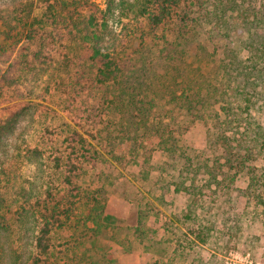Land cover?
<instances>
[{"label": "rangeland", "instance_id": "rangeland-1", "mask_svg": "<svg viewBox=\"0 0 264 264\" xmlns=\"http://www.w3.org/2000/svg\"><path fill=\"white\" fill-rule=\"evenodd\" d=\"M25 1H34L33 16L41 18L46 0H0V11ZM132 1L50 0L55 14L85 22L92 6L99 22L107 20L102 51L120 65L118 81L103 86L87 77L73 100L69 84L89 46L80 24L76 36L68 31L64 43L55 42L57 53L0 94V264L18 263L20 206L47 199L58 186L51 159L26 156L25 147L47 148L53 140L61 146L74 131L97 154L78 182L82 223L53 233L55 264H264V189L251 183L264 178V0H205L185 38L175 22L151 30L146 17L128 9ZM64 45L72 67L59 53ZM9 64L0 65V81ZM207 87L216 93L207 95ZM206 95L218 103L200 107L204 119L180 132L175 152L142 133L140 108L146 126H159L166 139L170 116L185 120L178 104ZM226 97L239 117L221 138ZM90 110L98 111L93 120Z\"/></svg>", "mask_w": 264, "mask_h": 264}, {"label": "trees", "instance_id": "trees-1", "mask_svg": "<svg viewBox=\"0 0 264 264\" xmlns=\"http://www.w3.org/2000/svg\"><path fill=\"white\" fill-rule=\"evenodd\" d=\"M207 3L205 0H133L128 3V9L136 16L146 17L151 30H158L167 23L175 22L178 28L176 32L185 38L194 31V26H196L198 21L197 18L201 16ZM40 4L42 5V0ZM222 5L225 4L216 6L224 10ZM18 6L22 10H16ZM18 6L13 11L8 9L0 11V65L10 63L8 69L1 74L0 94L5 93L7 86L11 87L15 82V78L19 79L24 73L37 70L35 64L37 60L49 58L50 54L57 53L55 51L57 46L55 42L64 43L67 40L68 31L76 36L77 32H74L73 28H77L80 24H83V29L86 31L81 39L88 42L89 46L87 47L86 56L75 64L78 68L76 75L74 74L76 78L69 84L68 91L72 90V94L76 93V98L71 95L73 100L78 102L77 96L79 95L78 98L81 97L79 86L87 77L88 80L92 81L93 79L95 84L103 86L120 79L122 74L120 65L110 53L102 51L103 35L105 27L107 28V20L103 17L99 22L97 9L91 6L92 14L85 22H80L71 12L65 14L60 10L56 11L55 14L56 4L50 3V0H46L45 12L41 18L33 16V11L36 7L34 1H25L18 4ZM41 22H43V25H41ZM93 27H95V30H93ZM90 29L92 30L89 31ZM255 44L258 45L255 53L260 55L262 53V43L257 41ZM39 46L40 48H38ZM62 48L59 53L65 57L63 63L68 67H72L73 63L70 64L68 57L70 53L68 47L64 45ZM14 55L15 58H13ZM226 70L229 71L228 67ZM260 75L262 76L263 72L260 71ZM203 86L200 87L201 90H203ZM190 89H192L191 86ZM216 89L207 87V95L216 93ZM229 91L231 95L236 96V92L232 93L233 91ZM207 95L199 96L198 99L189 96L179 104L176 102L180 109L186 111L185 120L179 123L177 117H174V115L170 116L173 127L171 124L165 125L167 129L169 128L168 138L166 139L158 135L159 126L154 129L146 126L144 117L147 114L143 111L144 107L140 108L143 113H141V117L139 116V120L144 124L141 125L142 133L144 132L147 137H156L158 143L166 146V150L175 152L179 143L180 132L182 135L184 131L190 128L192 123L198 119H204L203 116L197 115L201 113L200 107L203 109L207 106L210 107L212 106L211 103L215 107L216 103H218L216 102L217 100L213 101L211 99L212 96L207 97ZM243 99L240 101H243ZM220 103L227 105L222 110L226 119L222 124L218 125L222 138L226 131H234V124L239 116L235 113L234 107L229 104L227 97ZM238 107L241 106L238 104ZM99 108L100 105L96 109L98 110ZM98 111L90 110L87 117L93 120ZM9 119L10 117L7 118V122ZM189 119L190 121H188ZM135 123L137 126L140 125L139 122ZM6 124H8V127L10 126V122ZM92 125L95 127L97 124ZM48 127L50 126L46 125L45 129L48 130ZM138 128L140 129V127ZM166 128L164 131H166ZM51 133L58 135L55 130ZM224 141H230L228 136H225ZM247 143V140L240 141L239 147L242 149ZM63 144L57 146L53 140L47 148L39 145H27L24 149L26 156L51 159L53 168L58 175V186L53 188V191L57 194L48 189L47 199L42 201L37 199L35 202L28 201V206L26 204L20 206L22 211L17 214L19 216H16L20 225L18 226L17 245L14 251L17 264H55L54 231L57 228L68 227L69 229L75 223L78 224L83 221V216H80L79 210L81 211V203L85 196L82 195L83 192L78 182L86 175V166L96 158L95 154H97V151L92 148L89 141L78 131L66 136L63 139ZM231 145L227 143L226 148L228 151H230ZM136 149L137 147L133 148V150ZM246 153L248 154L249 152ZM238 164L242 168L244 165L243 160ZM262 176L264 177V173ZM251 179L253 188L262 186L264 189V178L252 176ZM93 214L94 211L92 210L91 216ZM98 217L100 218V216Z\"/></svg>", "mask_w": 264, "mask_h": 264}]
</instances>
